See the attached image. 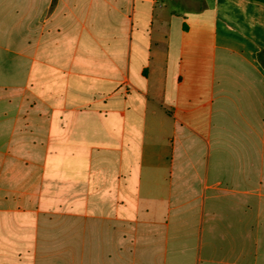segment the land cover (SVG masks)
Returning a JSON list of instances; mask_svg holds the SVG:
<instances>
[{
	"label": "crops",
	"instance_id": "0c3cea01",
	"mask_svg": "<svg viewBox=\"0 0 264 264\" xmlns=\"http://www.w3.org/2000/svg\"><path fill=\"white\" fill-rule=\"evenodd\" d=\"M0 264H264V0H0Z\"/></svg>",
	"mask_w": 264,
	"mask_h": 264
},
{
	"label": "rangeland",
	"instance_id": "374dc122",
	"mask_svg": "<svg viewBox=\"0 0 264 264\" xmlns=\"http://www.w3.org/2000/svg\"><path fill=\"white\" fill-rule=\"evenodd\" d=\"M178 1V0H177ZM185 7H187V3L185 2V4H183V5H176V9L179 11V10H181V9H183V8H185Z\"/></svg>",
	"mask_w": 264,
	"mask_h": 264
}]
</instances>
